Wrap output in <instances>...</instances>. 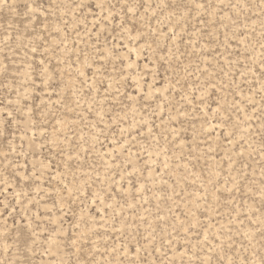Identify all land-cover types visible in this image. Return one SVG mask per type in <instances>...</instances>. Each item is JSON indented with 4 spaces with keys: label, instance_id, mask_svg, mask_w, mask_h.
<instances>
[{
    "label": "rangeland",
    "instance_id": "1",
    "mask_svg": "<svg viewBox=\"0 0 264 264\" xmlns=\"http://www.w3.org/2000/svg\"><path fill=\"white\" fill-rule=\"evenodd\" d=\"M97 2L36 0L43 15L27 16L24 0L0 7V264H200L209 257L215 264L221 256L222 264H259L264 0H210L200 13L143 0L152 8L139 14L151 16L152 30L177 36H160L174 54L170 64L157 63V51L145 53L151 62L133 52L138 68L123 65L124 75L143 74L139 87L138 77L120 79L119 61L102 59L103 49L117 44L127 52L120 46L136 42L120 40L115 23L93 27ZM101 64L107 71L93 84ZM109 77L120 84L106 92ZM209 82L224 87L217 92ZM217 98L228 108L223 122L212 115Z\"/></svg>",
    "mask_w": 264,
    "mask_h": 264
},
{
    "label": "snow or ice",
    "instance_id": "2",
    "mask_svg": "<svg viewBox=\"0 0 264 264\" xmlns=\"http://www.w3.org/2000/svg\"><path fill=\"white\" fill-rule=\"evenodd\" d=\"M6 4V0H0V7H4ZM33 4H35V7H33ZM15 5H9V7H14ZM90 6V5H89ZM52 5H49V8L51 9ZM76 7H84L83 4H77ZM184 8L186 13H191L193 10L197 11L198 13L200 12H207L210 8H212V5L210 3V0L208 3H205L204 0H158V3L155 5V9H168L171 8L173 11L177 8ZM96 8L100 9V15L98 17V23L95 24L93 27L94 28H99L100 31H104V22L107 21L109 25L115 23V27L113 28L114 32H117V35L119 36L120 40H129V41H135L136 43H125L122 44L120 47H123L127 49V52H122L118 50V45L113 44L111 48H105L103 49L104 56L102 57L103 60L105 61H119L121 64V78L123 80H127L130 77H138V79H135V83L139 87L140 85V80L144 79V76L140 72L132 73L131 71L128 72L127 75H124V68L123 65L126 64L127 69L131 70L134 67L138 68L139 65L136 64V62L132 59V54L135 52L136 58L139 59L141 55H144V59L149 60V57L145 55V53L148 52H157L159 51L158 54V60L157 63H169L170 64V57L173 54L172 49L168 47L166 44L162 45L160 43V36L163 35L165 40H171L175 42L177 33L173 29L171 32V35H167L166 33H162L159 29L153 31L151 28L150 20L151 16H144L139 14V9H144L145 12L148 11V9L152 8L151 4H145L143 0H119V3H112L108 2L107 4L104 2V0H98L96 3ZM105 8H107V14H105ZM155 9L152 11V15H155ZM24 14L27 16L28 13H35L37 10L40 11L41 15L44 13V6L43 4L36 3V0H24ZM118 20V22H117ZM142 20L144 21L143 24H140L139 27H137V21ZM147 28V31H144L142 29ZM118 30V31H117ZM56 31H60L59 28L56 29ZM135 33L133 36L132 34ZM99 35V33H98ZM111 35V33H109ZM116 37H113L115 39ZM107 40V37H105ZM63 43V41H61ZM38 45L32 46L31 47V52L35 53L38 50ZM264 47V45H262ZM165 49H167V53H165ZM261 64L264 65V61H261ZM40 65L43 66L45 65V60L42 58L40 60ZM87 67L91 68L92 65L88 64L86 65ZM32 65H29V68H32ZM113 70H116L117 65L115 62L112 64ZM147 67V64L145 65ZM106 72L107 69L105 65L101 64L98 66L97 71L93 73V84L96 83L95 76L102 74V71ZM33 71H36V69H33ZM187 71V69H185ZM204 71H207L205 69ZM40 73V80L41 83H47V81L50 79V77L47 74V68L46 67H40L39 69ZM32 73H26V76H30ZM81 76L84 75L83 72L80 73ZM264 75V73H262ZM109 82L107 83V86L105 88V91H109L113 88V81L119 85L120 80L115 79L114 77H109ZM153 79H155V73H153ZM179 80L177 79L174 84L171 86L175 88V85L179 84ZM33 84H35V80L32 81ZM82 84H88L87 79L81 81ZM93 84H89L88 87L89 89L93 88ZM100 84L103 85L104 81L103 79L100 81ZM207 88H211L216 90L217 92L220 91L221 87H224V85H221L220 87H217V85L212 84L209 82L206 85ZM237 87H239L237 85ZM262 90H264V84H262ZM98 91V89H96ZM197 90L201 92V95L199 99L201 102H206V96L204 95L205 89L201 88L200 86H197ZM164 91H168L167 88L164 89ZM116 92H120V88L116 87ZM152 94L151 91V85H149L147 95L150 97ZM24 99H27V96L24 97ZM182 100H188L189 103H195V100L197 97H189L186 95H181ZM225 102H226V98ZM20 101L18 100L17 103ZM11 103V101H9ZM79 103V101H77ZM236 102L235 99L233 100L232 105L229 107L235 108ZM161 110H163V104H160L158 106ZM223 109V115H220L221 111ZM12 113L9 112L7 113V117H11ZM212 115L213 117L219 116V119L223 122L226 121L230 118L229 113H228V108L224 107V104L222 103L221 98H217L216 100V107L214 110H212ZM169 119H172L171 116H169ZM151 131V128L149 129ZM35 133H33V136ZM231 135V133L229 134ZM55 143V141H53ZM7 159V156H5ZM41 166L43 168H47L48 165L43 164L41 162ZM35 167V165H34ZM33 176L36 175L35 171L32 174ZM131 175V173H130ZM131 183V182H130ZM97 200H100L101 203H103L102 198L99 196V194H94L93 195V202L95 203ZM191 227H195V225H191ZM262 236H264V233H262ZM207 239V236L205 237ZM73 245H75L76 241H72ZM222 247V246H221ZM139 249H137V252ZM223 256L220 257V259H217L215 264H222ZM79 264V262H78ZM122 264V262H121ZM130 264H135V262H130ZM200 264H212L211 257H209L207 260H201ZM228 264H236V262L232 261L231 259L228 260ZM239 264H254L252 261H240ZM259 264H264V256H261L259 260Z\"/></svg>",
    "mask_w": 264,
    "mask_h": 264
}]
</instances>
